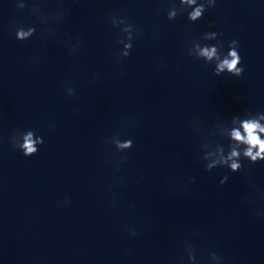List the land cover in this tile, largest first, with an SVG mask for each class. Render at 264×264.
I'll return each instance as SVG.
<instances>
[{"label":"clouds","instance_id":"9594fccd","mask_svg":"<svg viewBox=\"0 0 264 264\" xmlns=\"http://www.w3.org/2000/svg\"><path fill=\"white\" fill-rule=\"evenodd\" d=\"M62 2V0H60ZM179 7L176 6V0H170L171 6L167 11V19L174 21L178 16L187 13V20L191 23H196L204 17L205 12L215 6L216 0H178ZM27 5L20 0L17 3V8L23 9ZM191 9V10H189ZM33 14L40 13L39 19L41 23L47 25L49 20L59 24L67 13V9L57 10L55 14L44 16L39 5L33 6L31 9ZM111 24L114 28H119L123 33V37L116 40L117 44H122L123 48L118 53L117 63H121L120 57H128L133 48V41L139 30L128 22L126 17L110 16ZM15 38L18 41L24 42L31 39L36 34V28L29 26L27 28L21 26L13 29ZM52 35V33H49ZM223 33L215 31L204 32L199 39L191 42L188 48V55L198 60H203L206 65H214L213 73L216 76H221L225 73L232 77H241L244 73V68L241 66L242 59L239 53V41L231 40L228 43L227 52L223 51V41L219 39ZM43 38V37H42ZM79 37L77 44L73 45L69 54H75L79 48ZM201 41H216L215 44H202ZM68 95L75 94V89L69 88ZM219 134L228 140L227 150L221 143L202 145V155L200 159L205 162L206 171L211 172L217 167H225L230 173H237L243 168L242 159L247 160L254 165L264 161V112H245L242 115L232 116L227 121L218 123L216 131L213 133ZM108 142L114 145L117 151L124 152L134 147L131 139L121 140L118 136H112ZM10 143L14 150H19L25 157H31L38 153L39 146L43 145L44 138L36 135L34 130L28 129L21 131L16 129L10 139ZM228 175L221 178L220 184L224 185L228 181ZM190 183L194 182V178H190ZM255 187L254 185L252 186ZM251 202V198H248ZM64 205H70V198L65 197ZM259 215V213H257ZM132 235L136 233L131 232ZM187 250V258L190 264H195L196 253L194 246L187 242L185 244ZM211 260L214 264H220L221 257L213 252Z\"/></svg>","mask_w":264,"mask_h":264}]
</instances>
